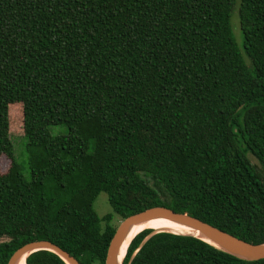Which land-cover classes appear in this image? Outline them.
<instances>
[{"label": "trees", "instance_id": "16d2710c", "mask_svg": "<svg viewBox=\"0 0 264 264\" xmlns=\"http://www.w3.org/2000/svg\"><path fill=\"white\" fill-rule=\"evenodd\" d=\"M2 156L0 264L34 240L105 264L114 218L154 206L264 243V0H0ZM102 192L114 212L100 217ZM24 264L66 263L39 250ZM130 264L264 258L159 232Z\"/></svg>", "mask_w": 264, "mask_h": 264}, {"label": "water", "instance_id": "95a60500", "mask_svg": "<svg viewBox=\"0 0 264 264\" xmlns=\"http://www.w3.org/2000/svg\"><path fill=\"white\" fill-rule=\"evenodd\" d=\"M155 218L170 219L182 225H186L191 228H194L197 231H199L206 239L195 235H190V236L200 238L238 258L249 261L260 260L264 258V243L255 244L245 241L187 213L176 212L175 210L166 206H154L144 211L132 214L121 221L109 243L105 264H120L119 263L120 252L130 229L136 224ZM159 232H167V231L152 230L145 237V239L142 241L141 245L134 252V254L131 256L129 264L131 263L132 259L134 258L135 254L139 251L141 246L154 234ZM170 233H174V232H170ZM180 235H185V234H180ZM39 250H49L56 253L59 257H61L65 261L66 264H81L80 261L76 259L73 255H71L69 252H67L66 250H64L63 248H61L60 246L49 240H34L24 244L12 254V256L8 261V264H16L18 259L24 254H28L29 256L33 252ZM125 256L121 264L124 263Z\"/></svg>", "mask_w": 264, "mask_h": 264}, {"label": "rangeland", "instance_id": "374dc122", "mask_svg": "<svg viewBox=\"0 0 264 264\" xmlns=\"http://www.w3.org/2000/svg\"><path fill=\"white\" fill-rule=\"evenodd\" d=\"M233 28H234L235 36L240 41L241 40L240 23H239V18L236 13L234 14V17H233ZM11 113L13 115L11 135H12L14 145H15L16 157L20 160L22 164H24L26 161V155L24 152L26 141L23 137V120H22L23 119V107L22 105L13 104L11 106ZM59 130H61L60 127H51V131L53 134L57 133ZM10 164H11V160L6 156H2L0 159V171L6 172L9 169ZM94 208L100 217L108 213L114 212L113 207L108 200L107 194L104 192H102L95 200ZM121 221L122 220H120L118 216L114 218V224L116 225H119ZM3 239L4 238H0V240H3Z\"/></svg>", "mask_w": 264, "mask_h": 264}, {"label": "bare ground", "instance_id": "6f19581e", "mask_svg": "<svg viewBox=\"0 0 264 264\" xmlns=\"http://www.w3.org/2000/svg\"><path fill=\"white\" fill-rule=\"evenodd\" d=\"M145 229H152L155 231H167V232H174L177 234H187V235H195L201 238L206 239L199 231H197L194 228H191L186 225H182L178 222L172 221L170 219L166 218H155L151 220H147L144 222H141L139 224H136L133 226L130 231L128 232V235L124 241V244L122 246L120 257H119V263L121 264L123 261L124 256L126 255V251L128 250V246L132 239L140 232H142ZM28 254H24L21 256L16 264H24L25 260L27 259Z\"/></svg>", "mask_w": 264, "mask_h": 264}]
</instances>
